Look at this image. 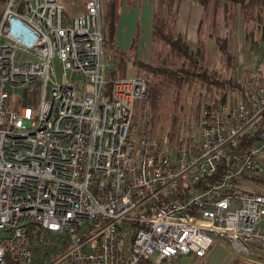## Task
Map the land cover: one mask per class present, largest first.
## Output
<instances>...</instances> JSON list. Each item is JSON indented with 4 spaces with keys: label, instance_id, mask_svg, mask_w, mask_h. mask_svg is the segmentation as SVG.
<instances>
[{
    "label": "built area",
    "instance_id": "2783aa9c",
    "mask_svg": "<svg viewBox=\"0 0 264 264\" xmlns=\"http://www.w3.org/2000/svg\"><path fill=\"white\" fill-rule=\"evenodd\" d=\"M66 1L0 5V264H209L214 243L255 264L264 42L230 88H202L170 136L136 117L144 77L108 86L101 0L73 16Z\"/></svg>",
    "mask_w": 264,
    "mask_h": 264
},
{
    "label": "trees",
    "instance_id": "16d2710c",
    "mask_svg": "<svg viewBox=\"0 0 264 264\" xmlns=\"http://www.w3.org/2000/svg\"><path fill=\"white\" fill-rule=\"evenodd\" d=\"M85 1L74 0V7L83 10ZM196 1L203 16L209 13L211 15L208 36L213 42L214 56L210 64L205 63L206 51L200 40L199 31L196 33L197 46L194 51L184 39L176 35L180 0H152L151 41L155 45L152 50L154 62L138 59L118 47L114 37L116 23L114 7L110 4L108 9L103 11L101 2L104 55L107 61L113 63V67L107 70L108 86L114 80L126 77L128 68L134 71V76L144 77L148 81V89L146 98L135 104L136 117L147 113L154 131L170 136L177 134L184 126L189 111L185 99L189 93L194 94L202 87L217 93L233 85L232 75L239 61L238 44L231 42L234 38L233 30L228 28L227 21L224 22V33L220 34L221 27L216 20L218 12L223 10L227 14L232 8L237 10L242 26L243 48L256 50L264 42V0ZM3 2L4 0H0V5ZM135 42L134 38L132 47L135 46ZM29 92L30 90L26 92L21 103L32 106L37 102V91L32 90L31 100L27 95ZM261 181L264 183L263 179ZM260 255V258L264 259V253Z\"/></svg>",
    "mask_w": 264,
    "mask_h": 264
},
{
    "label": "rangeland",
    "instance_id": "374dc122",
    "mask_svg": "<svg viewBox=\"0 0 264 264\" xmlns=\"http://www.w3.org/2000/svg\"><path fill=\"white\" fill-rule=\"evenodd\" d=\"M73 3L71 4V0L70 2L67 0V8H68V14L69 16H73L76 13H79L80 10L82 8L79 7H74V0H72ZM102 5H103V11H106L109 7L110 4L113 5L114 7V12L116 15V23H115V32H114V37H115V41L118 45V47L125 51V52H129L131 55L136 56L138 59H141L143 61H151L154 62V55L152 53V50L155 48L154 43H152L151 39H150V44H148V35H147V26L143 23V20L140 18L138 20V23L136 25V28H134V31L130 37V41H129V47L127 49H124V41H119L118 38V26H119V21H120V16H121V7L124 4V0H101ZM131 3L134 4V0H131ZM126 5H129V0H127ZM216 20L217 22L220 24V34L222 35L225 31L224 28V22L227 21L228 23V28L233 30V39L231 40L232 44H238V63L240 64L241 62H244L245 64L248 63V61H251V58L254 57V54H256L257 52L249 50V48L245 47L241 50V53L239 52V45L243 43L242 41V26L240 23V19L238 16V12L237 10L234 8H232L229 12H227V14L224 13L223 10H220L216 16ZM210 21H211V15L209 13V15H201L200 20L198 22V27L196 31L200 32V40L203 43V46L205 48L206 51V60L205 63H212V58L214 56V52H213V42L211 41V39L208 36V29L210 26ZM138 28V29H137ZM134 38L136 39L135 42V46L132 47V43ZM188 40V39H187ZM191 44H195V46H190V48L194 51L196 46H197V38L193 41L190 42ZM151 45V47H150ZM260 50H258V52H260ZM56 64H58L56 62ZM58 76L57 79L60 81V79L63 78V74L60 73V68L56 69ZM134 71L131 68H128L127 71V77H131L134 76ZM204 88V87H202ZM201 88V89H202ZM206 88V87H205ZM198 89L196 90V92L193 94L192 92L189 94H192L193 96V102L195 103L194 105H188L189 111L187 113V115L196 108V103L199 99V94H200V90ZM28 91V90H27ZM31 93V92H29ZM29 93L27 95H29ZM188 94V95H189ZM187 95V96H188ZM186 96V97H187ZM11 100H13V97L11 96ZM186 101V99H185ZM136 104V103H135ZM136 113H137V106H136ZM142 114H140L141 116ZM248 247L254 251L252 252V254L248 257L249 260H251L252 262H254L255 264H264V259L260 258V253H264V251H262L261 249H254V246L252 244H248ZM256 251H258V253L256 254ZM207 259L209 261L210 264H246L247 261L237 257V255L232 251L231 247L226 244V243H214L210 249L209 252L207 254ZM181 260L183 262L189 261L190 258L188 256H183L181 257Z\"/></svg>",
    "mask_w": 264,
    "mask_h": 264
},
{
    "label": "crops",
    "instance_id": "0c3cea01",
    "mask_svg": "<svg viewBox=\"0 0 264 264\" xmlns=\"http://www.w3.org/2000/svg\"><path fill=\"white\" fill-rule=\"evenodd\" d=\"M126 3L127 0H124L118 26L119 41L125 42L123 48L127 49L129 47L130 37L140 18L148 28V44H150L153 15L152 0H134V4L129 0V5H126ZM201 15L202 10L196 0H180L175 32L176 35L184 39L189 46H195V44H191L188 41L193 42L196 39V30ZM240 45L242 46V44Z\"/></svg>",
    "mask_w": 264,
    "mask_h": 264
}]
</instances>
